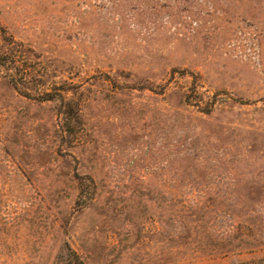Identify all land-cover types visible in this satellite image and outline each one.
Here are the masks:
<instances>
[{"label":"rangeland","instance_id":"1","mask_svg":"<svg viewBox=\"0 0 264 264\" xmlns=\"http://www.w3.org/2000/svg\"><path fill=\"white\" fill-rule=\"evenodd\" d=\"M264 262V0H0V264Z\"/></svg>","mask_w":264,"mask_h":264},{"label":"trees","instance_id":"2","mask_svg":"<svg viewBox=\"0 0 264 264\" xmlns=\"http://www.w3.org/2000/svg\"><path fill=\"white\" fill-rule=\"evenodd\" d=\"M261 264H264V262H263V263H261Z\"/></svg>","mask_w":264,"mask_h":264}]
</instances>
